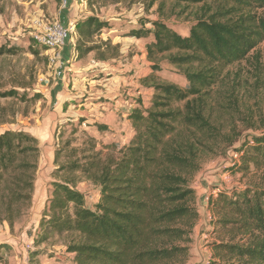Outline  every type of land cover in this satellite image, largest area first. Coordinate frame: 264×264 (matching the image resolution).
<instances>
[{"label": "trees", "instance_id": "trees-1", "mask_svg": "<svg viewBox=\"0 0 264 264\" xmlns=\"http://www.w3.org/2000/svg\"><path fill=\"white\" fill-rule=\"evenodd\" d=\"M104 2L120 0H85L86 9ZM181 2L185 7L204 4L185 35L167 24L172 17L163 13L166 2L159 4L157 19L140 18L137 27L123 35L146 40L148 63L138 75L134 70L124 73L128 81L137 80L131 95L121 99L129 106L121 120L129 132L124 142L116 140V129L109 132L107 124L88 125L97 137L80 131L84 119L66 124L68 137L56 144L55 169L34 248L52 237L60 239L66 264H183L188 257L199 218L190 183L201 158L241 142L238 133L232 138L212 121L210 101L227 70L264 42V14L259 13L264 0H175V5ZM74 27L77 61L92 53L95 62L121 57L117 44L94 41L112 30L109 22L90 15ZM13 48L1 46L0 55ZM162 62L174 68L185 85L158 78ZM230 100L233 104L234 97ZM64 134L60 131L59 137ZM237 152L239 164L233 173L264 170V133L242 141ZM61 155L64 163H59ZM38 161L36 138L24 132L0 134V221L11 230L31 208ZM80 180L98 193L91 208L77 188ZM208 206L214 216L212 231L223 235L211 244L209 264H264V189L249 186L229 194L218 190Z\"/></svg>", "mask_w": 264, "mask_h": 264}, {"label": "rangeland", "instance_id": "rangeland-1", "mask_svg": "<svg viewBox=\"0 0 264 264\" xmlns=\"http://www.w3.org/2000/svg\"><path fill=\"white\" fill-rule=\"evenodd\" d=\"M130 1L120 0L117 4L104 2L88 10L85 0H0V47H15L12 53L0 55V134L27 133L37 139L39 148L29 212L14 223L13 230L7 222L0 221V245L6 246L0 250V264L67 263V256L62 252L63 241L56 237L39 248L33 247L48 184L52 180L50 175L55 169L56 144L68 137L66 124L84 119L80 131L95 137L98 134L88 125L107 124L109 132L116 129L113 132L116 140L124 142L129 132L128 126L125 128L121 120L125 119L124 111L129 108L121 99L131 94L127 92L130 89L127 84H123L117 76H124L120 74L124 67L143 69L148 65L144 47L146 40L124 37V33L137 27L140 18L157 19L155 12L159 4L166 2L163 13L172 17L167 24L185 35L193 16L204 6L199 3L185 7L183 2L176 6L175 0ZM209 9L211 12L216 10L213 5ZM259 13L264 14V10ZM90 15L112 25L109 33H102L94 41L110 40L113 45L117 44L121 52L118 60L95 62L92 53L78 61L74 54L66 57L65 61L63 52L75 46V27L71 28L70 39L54 63L50 61L52 52L30 36L43 27L65 22L69 16L77 21ZM160 67L158 78L185 85L174 68L165 65V62ZM227 71L225 80L216 88L210 101L212 121L232 138L238 133L241 142L228 149L221 147L215 154L208 153L201 158L200 170L190 183L196 194L195 207L199 218L191 233L188 257L183 264H209L213 260L211 244L223 237L211 228L214 216L208 206L210 195L214 196L218 190L229 194L249 186L264 189V170L251 168L247 175L232 172L233 166L239 164V144L264 133V42L247 60ZM9 92L15 94L3 97ZM231 97H234L233 104ZM60 131L65 132L61 138ZM64 162L61 155L59 163ZM79 182L77 188L85 195L87 207L91 208L98 193L86 181ZM35 251L38 254L32 257Z\"/></svg>", "mask_w": 264, "mask_h": 264}, {"label": "built area", "instance_id": "built-area-1", "mask_svg": "<svg viewBox=\"0 0 264 264\" xmlns=\"http://www.w3.org/2000/svg\"><path fill=\"white\" fill-rule=\"evenodd\" d=\"M73 27V24H69L68 27L57 22L43 27L41 31L38 33H32L30 36L39 45L52 52L50 61L54 63L59 59L60 52L68 43L70 39L71 28Z\"/></svg>", "mask_w": 264, "mask_h": 264}, {"label": "crops", "instance_id": "crops-1", "mask_svg": "<svg viewBox=\"0 0 264 264\" xmlns=\"http://www.w3.org/2000/svg\"><path fill=\"white\" fill-rule=\"evenodd\" d=\"M71 17L69 16L68 17V19H66L65 20V22H62L61 21V23H64V26H69V24H73V26H75V21H76V19H70ZM79 18V17H78ZM68 53V54H67ZM75 54V52H74V47H72V46H70V48L68 49V50H66V51H64L63 52V59L66 61V57H69V56H73ZM120 54H121V52H120ZM144 55V54H143ZM126 70H134L135 71V73L138 75V73H139V70H140V68L139 67H135V68H127V67H124V69L121 71V73L120 74H124L125 72H126ZM118 77V79H120V81L123 83V84H127V86L130 88V89H135L136 87H137V80L136 81H128L127 80V78L126 77H124V76H121V75H119V76H117ZM127 92L128 93H130L131 94V92H130V90L128 89L127 90ZM128 108H129V106H128ZM129 112V109L128 110H126V111H124V113H128Z\"/></svg>", "mask_w": 264, "mask_h": 264}]
</instances>
